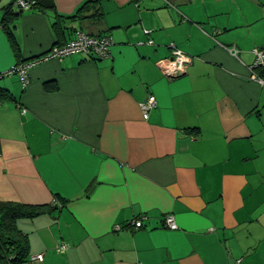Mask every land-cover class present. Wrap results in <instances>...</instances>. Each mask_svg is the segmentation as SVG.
<instances>
[{"label": "crops", "instance_id": "0c3cea01", "mask_svg": "<svg viewBox=\"0 0 264 264\" xmlns=\"http://www.w3.org/2000/svg\"><path fill=\"white\" fill-rule=\"evenodd\" d=\"M12 1L0 0V23ZM11 10L17 49L0 29V72L78 31L113 41L106 59L77 53L31 67L25 89L16 75L0 80V202L47 205L16 220L28 240L20 264H264V86L248 69L264 49V0ZM170 45L192 57L176 79L155 65ZM165 214L178 229L163 226ZM140 216L141 228L127 226Z\"/></svg>", "mask_w": 264, "mask_h": 264}, {"label": "built area", "instance_id": "2783aa9c", "mask_svg": "<svg viewBox=\"0 0 264 264\" xmlns=\"http://www.w3.org/2000/svg\"><path fill=\"white\" fill-rule=\"evenodd\" d=\"M36 0H14L13 6L15 9L22 11L29 9ZM144 34H148L149 30H143ZM112 39L107 35H91L78 31L74 34L73 38L64 44L53 45L46 53H43L37 57L29 59L27 61L20 62L10 69L0 72V79L6 76L16 75L19 79V83L22 89H25L28 84V70L50 59H61L71 54H83L86 57L101 60L106 59L110 54V47L112 46ZM148 45L152 44V41L147 39ZM170 55L165 58H161L155 62L156 67L161 74L168 79H176L183 76L188 67L192 63V57L183 53L181 50L175 48L173 45L169 46ZM230 54L236 56V49L234 47H224ZM253 62L248 66L249 78L260 85L264 86V80L256 74L255 69H264V49L254 48ZM156 105L155 98L150 94L144 100L139 103V109L142 117L147 119L148 112ZM24 112V109H22ZM144 216H140L129 220L127 226L133 229H139L142 227V220ZM162 224L165 228L170 230L178 229L177 223L172 214H165L162 218ZM69 247L68 244L61 242L57 246L59 252L65 251ZM32 259H36L39 262L42 261L43 255L37 254Z\"/></svg>", "mask_w": 264, "mask_h": 264}, {"label": "trees", "instance_id": "16d2710c", "mask_svg": "<svg viewBox=\"0 0 264 264\" xmlns=\"http://www.w3.org/2000/svg\"><path fill=\"white\" fill-rule=\"evenodd\" d=\"M13 2L14 0L8 4L9 6L4 7L5 12L0 23V29L7 32L13 50H16L17 47H15L10 28L7 26L9 18L16 16L13 10H11ZM86 7L87 5L84 6V8ZM6 19H8L7 22ZM3 98H8V96L6 93L0 91V99ZM46 209L47 205H12L0 202V264H20L26 261L28 247L27 235L17 228L16 220L20 218H32L43 213Z\"/></svg>", "mask_w": 264, "mask_h": 264}, {"label": "rangeland", "instance_id": "374dc122", "mask_svg": "<svg viewBox=\"0 0 264 264\" xmlns=\"http://www.w3.org/2000/svg\"><path fill=\"white\" fill-rule=\"evenodd\" d=\"M6 77H8V76H6ZM1 79H2V78H1ZM1 79H0V80H1Z\"/></svg>", "mask_w": 264, "mask_h": 264}, {"label": "bare ground", "instance_id": "6f19581e", "mask_svg": "<svg viewBox=\"0 0 264 264\" xmlns=\"http://www.w3.org/2000/svg\"><path fill=\"white\" fill-rule=\"evenodd\" d=\"M184 53V52H183ZM186 54V53H185Z\"/></svg>", "mask_w": 264, "mask_h": 264}]
</instances>
